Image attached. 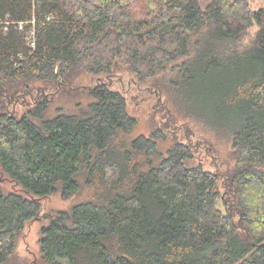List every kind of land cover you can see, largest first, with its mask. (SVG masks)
Segmentation results:
<instances>
[{
  "label": "trees",
  "instance_id": "trees-1",
  "mask_svg": "<svg viewBox=\"0 0 264 264\" xmlns=\"http://www.w3.org/2000/svg\"><path fill=\"white\" fill-rule=\"evenodd\" d=\"M169 64L179 72L177 105L231 142L229 158L207 139L163 152L158 131L115 149L138 119L107 79L88 86L87 110L47 114V90L75 86L81 71L126 65L145 80ZM27 93L33 104L19 114L15 98ZM204 149L214 169L196 161ZM0 174L19 186L0 182V264L43 198L69 199L96 181L99 194L45 214L49 264H264V6L0 0Z\"/></svg>",
  "mask_w": 264,
  "mask_h": 264
},
{
  "label": "rangeland",
  "instance_id": "rangeland-1",
  "mask_svg": "<svg viewBox=\"0 0 264 264\" xmlns=\"http://www.w3.org/2000/svg\"><path fill=\"white\" fill-rule=\"evenodd\" d=\"M209 2L210 0H201L204 7ZM251 2L254 8L264 6V0H251ZM174 67L169 64L166 70L161 69L155 76L145 80H140L126 65H122L121 70L115 71L111 75L100 74V76H95L81 71L73 81L75 86L50 87L47 90L46 96L51 98L47 114L49 116L55 115L58 108H63L64 111L70 113H80L87 110L91 101V97L88 95V86L96 84L100 79H107L112 88L125 94L129 113L138 119V124L132 132L121 135L113 143L115 149L122 152L129 150L132 139L141 134L149 136L158 131L163 133V138L158 140L159 148L163 152L177 140L189 141L192 139L194 142L199 141L200 144L205 145L203 140L207 139L206 145L212 147V151L218 155L220 160L229 158L231 142L225 137L216 136V133L209 131L198 120L184 113L180 109L179 103L177 105L173 90L177 87L175 83L178 82L176 79L179 78V72ZM15 100L16 112L21 114L28 108L29 104H33L34 97H30L27 93L24 96L19 95L18 99L15 98ZM197 157L196 161L203 160L207 168L214 169L216 167L215 159L211 154L206 153L205 149L199 152ZM0 182L6 191L19 188L7 177L3 178L1 174ZM127 182L129 180H125L124 183ZM103 190L104 187L100 185V181H96L91 187L86 186L80 194H75L69 199H63L60 193L43 198L40 217L26 223L17 238L15 252L3 264H49L41 253L42 227L50 223V219L45 214L68 208L80 199L94 196ZM219 206L224 210L221 203Z\"/></svg>",
  "mask_w": 264,
  "mask_h": 264
},
{
  "label": "built area",
  "instance_id": "built-area-1",
  "mask_svg": "<svg viewBox=\"0 0 264 264\" xmlns=\"http://www.w3.org/2000/svg\"><path fill=\"white\" fill-rule=\"evenodd\" d=\"M20 28H21V29L23 28V23H20ZM29 35H30V36L28 37V39H29V41H30V45H31L33 48H35V40H34L35 32L32 30V31H30Z\"/></svg>",
  "mask_w": 264,
  "mask_h": 264
}]
</instances>
